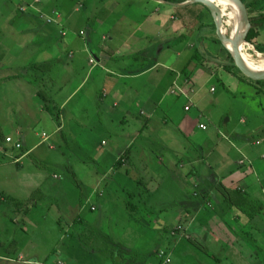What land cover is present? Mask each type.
I'll use <instances>...</instances> for the list:
<instances>
[{
  "label": "rangeland",
  "instance_id": "rangeland-1",
  "mask_svg": "<svg viewBox=\"0 0 264 264\" xmlns=\"http://www.w3.org/2000/svg\"><path fill=\"white\" fill-rule=\"evenodd\" d=\"M242 1L247 5L252 0ZM258 8L264 11V0H260ZM48 9L71 17L72 25L66 39L69 42L73 38V46L78 51L84 43L77 39L76 30L88 32L89 27H95L92 29L98 33L96 45L105 35L101 47L110 55L107 68L111 71H115L112 62L118 57L133 60L128 57L133 53L125 50L129 44L135 49L150 43L155 46L164 42L167 46L160 56L162 65L146 75L148 82H153L150 84L152 101L143 100L146 93L133 95L137 84L133 85L131 80L121 83L127 86L121 100L109 94L104 105L99 107L101 99L97 92L100 91L90 80L72 102V105L81 103L86 93L87 100L83 99V108H78L79 114L73 117L72 124L54 134L53 127L59 125L55 114H50V125L42 122L33 131L30 142L38 147L18 169L23 174V185L15 184L11 177L6 192V186L0 185L6 200L0 208V264H113L103 254L85 250L78 243L84 230L87 245H103L105 234L122 241L133 251L149 252L147 264H164L165 258L170 260L165 264H172V242L187 241L193 236L182 224L176 209L180 204L179 212L183 207L192 208L182 200L188 198L190 201L195 196L193 189H197L195 184L186 181V194L179 191L183 188L182 181L174 171L209 174V168L213 167L225 175L232 167L239 168L236 162L243 152L245 155L252 153L254 172L264 175V160L258 159V152L264 151V96L256 95L246 80L241 82L240 74L230 63V53L221 42L214 41L218 36L212 25L213 16L196 4L177 7L156 0H41L39 3L36 0H0V43L8 47L9 54L3 56L8 68L12 65L29 67L36 62V42L50 33L60 42L55 27L61 29L62 26L54 24L57 12L51 15ZM184 15L189 19L194 15L199 17L186 19L187 31L174 35L170 29L178 28ZM48 18L52 22H48ZM156 20H162L161 25L167 24L169 31H160ZM134 33H137L139 45L131 36ZM116 37L124 46L120 55L117 53L119 45L114 43ZM261 42L264 43V38L249 44L256 48ZM191 43L196 44L195 49L186 50ZM196 51L198 60L192 61ZM88 60V55H75L80 74L73 77L66 92L75 88L81 76L89 71ZM179 69H182L184 84L192 91L197 87L198 95L192 100L197 104L190 105L189 112L185 111V105L192 101L179 92V96L170 94L173 71L177 73ZM199 70L205 71L204 75L198 73ZM20 71L17 67L7 70L9 74ZM97 71L101 75L108 74L101 67ZM118 75L119 72L113 77ZM115 101L120 103L119 107L113 106ZM141 110H146L148 115L154 114L157 121H153L152 129L145 127L147 119L140 115ZM199 121L208 123L209 130L199 129ZM43 132L51 134V140L43 141V136L47 138ZM103 139L109 142L105 147L101 146ZM133 139L135 146L129 148L127 144ZM257 141L261 144L257 145ZM109 154L111 158H105ZM193 157L201 159L200 162L194 163ZM103 158L107 161L102 162ZM155 159L158 160L156 164ZM160 160H163V167L159 166ZM162 183V189H157ZM13 189L18 193H13ZM130 191L143 193L142 199L137 196L133 202L142 207L143 215L135 213L136 222L132 224H129L130 212L126 206V195ZM12 195L23 202L17 215L11 211ZM197 202L202 206L204 201L197 200L195 204ZM144 205L160 210L159 214L149 216ZM170 235L182 237L175 239ZM160 250H165L169 257L160 259ZM125 259L131 260L129 255Z\"/></svg>",
  "mask_w": 264,
  "mask_h": 264
},
{
  "label": "crops",
  "instance_id": "crops-1",
  "mask_svg": "<svg viewBox=\"0 0 264 264\" xmlns=\"http://www.w3.org/2000/svg\"><path fill=\"white\" fill-rule=\"evenodd\" d=\"M36 1L39 3L41 0ZM156 1L157 3L166 2L164 0ZM166 3L170 4L169 2ZM188 5L176 6L186 7ZM76 10L78 11L77 8ZM47 12H51V15L57 12V22L54 24L62 26L61 29L55 27L57 35L61 40L57 42L56 38L51 36L50 33L46 38L36 42V62L31 63L32 65L29 67L26 65L24 68H21V65H12L8 68L3 57L9 54L8 47L0 43V185L1 187L4 185L6 186V189H4L5 192L8 189L7 184L9 177L15 179V184L19 186L23 185L21 178L23 174H20L18 169L22 166L23 160L31 155L36 147H38V145L30 142L33 140V131H36L37 127H39L42 122L50 125V114L53 115L58 113L60 115V122H58L59 127H53L54 134H57L62 128L72 124L73 117L79 114L77 111L78 108H83V106H81L85 103H83V99L87 100V97H85L86 93L81 103L76 105V102L73 106L72 102L76 101L77 97H79L78 94L83 91L84 86L90 80L91 83H93L92 86H97V90L100 91L99 94L97 92L98 99H101L99 107L104 105V100L109 94L121 100L125 96L127 89V86L125 85V87H123L121 83L131 82V80L133 81V85L137 84V86L135 85L133 88V95L136 96L141 93H146L143 100L150 99L152 101L153 95L150 92V84H153V82H148L146 75L162 65L160 56L167 46L164 42L161 45L155 44V46H152L150 43L146 47L135 49L125 41V43L129 44L128 48L125 50L127 53H133L132 56H128L133 60H126V56L118 57L116 61L113 60L112 62L115 71H111L107 68V64L111 61L108 59L110 55L106 53L103 49L104 47H101V41L106 39L105 35H102V40L96 45L95 35L98 33L96 30H93L95 27H92L93 29L89 27L90 31L88 32L76 30L78 32L77 39H80L84 43L83 48L80 47L78 51L75 46H73L74 39L71 38L69 42L66 39L69 36V27L72 25V20H70L71 17H65L62 12L59 13L56 10L49 11L48 9ZM29 17L30 16H28V18ZM197 17L199 16L194 15V17L189 19V17H185L184 15L181 17L182 23L180 26H178V28L172 27L170 31L173 32L174 35L180 31L181 33H185L183 31H187L189 24L188 22L186 23V19L196 20ZM171 18L176 19V17L173 16H171ZM161 22L162 20L155 21L160 31L163 29L169 31L167 24L161 25ZM187 33L190 34V31ZM136 34L137 33L131 34V36L137 41L135 44L139 45L140 41L139 38L136 37ZM114 43L119 45L120 48L118 47L117 53L120 55V53L123 52L122 48H124V46L120 45L122 40L116 37ZM171 43L172 42H170L168 46H170ZM187 47L189 49L186 50H194L196 44L191 43L187 45L186 48ZM76 54L88 55L90 68L85 75L81 76L79 80L80 83L72 90L69 89L66 92L73 77L80 74V72L77 71V63H75ZM91 59H94V63L91 62ZM141 59H143L142 62L139 61ZM133 61L136 64H134ZM134 66L138 68L133 69ZM14 67L21 69V71L17 74H9L7 70H14ZM99 67H101L103 71L108 72V74L101 75L98 73L97 69ZM182 69H179L177 73L172 70V87L170 89V94L179 96L177 93L179 92L181 96L192 101L196 94L198 95L196 90L197 87L192 91V89H190L191 87H187L184 84L181 73ZM202 71L199 70L197 72L202 73ZM118 72L120 75H118V77H113ZM204 73L205 71L202 75H204ZM191 91L192 94L189 95ZM64 92H66L65 96L63 95ZM128 92L127 90V94ZM141 100L142 99L138 98V101ZM134 101L130 102L132 103L130 106H133ZM192 102L185 105V107H190L189 111L192 109L190 105L197 104V102ZM113 106L119 107L120 103L115 101ZM140 115L145 116L147 119L145 127L147 129H152L153 121H157L154 118V114L151 113L148 115L146 110H141ZM198 124L199 129H201L200 124H206L207 129L201 130H209L208 123L199 121ZM9 131L14 133H8ZM44 134L47 135V139L43 136V141L47 142L51 140V134L43 132V135ZM35 135H37L36 132ZM7 137H12L15 141L20 142L23 149L17 150L12 145L6 144L5 140ZM243 139L247 141L245 137ZM256 143L257 145L261 144L260 141ZM108 144L109 142L106 139L101 141L102 147ZM127 145L129 148L134 147L135 139ZM258 153V159L264 160V151ZM240 155L241 157L236 162L239 168L234 169L232 167L225 175L218 173L213 167L212 169L209 168V174L202 171L192 172L191 174L176 173V170L174 171V174L182 181V186L184 188L181 187L179 191H184V194H186L187 190L184 185L186 181H189L190 184H195L197 188L193 189L195 196L191 197L190 201L194 204L197 200L204 202L202 206H200L198 202L199 205L195 204L193 206L187 198L182 200V203L192 206V208L183 207V211L179 212V208H181L182 204L177 207V215L182 219V224L192 232L193 236L187 241L182 238L183 240H178L177 243L172 242L174 251L172 264H264V175L261 174L262 176H260L254 172L255 161L252 158V153L251 155H245L242 152ZM105 158H111L110 154L106 155ZM112 160L113 159L110 161ZM193 160L194 163H196L200 162L201 159L199 160L197 157L196 159L193 157ZM104 161L107 160L103 158L102 162ZM157 161L158 160L155 159L154 163L156 164ZM162 162L163 160H160V167H163ZM206 165L207 167L210 166V164ZM14 169H16V171H14ZM252 173L256 175V177H254L255 179L252 178ZM54 177L58 179L56 175ZM3 180L5 183H3ZM163 183L158 185L157 189H162ZM225 188L240 192L239 196L240 194L249 196L252 201L241 199L236 196L232 198V201L240 200L246 203L247 209L250 211L255 210L256 214L253 217H248L238 207L232 206L228 200V190ZM14 190L15 189H13V193L17 194L18 192ZM2 192H0V208L3 202H6L2 197ZM12 196L11 204L13 206L15 205V207L13 208L12 206L11 211L13 214L17 215L19 207L23 202L18 196H16V198H14L15 195ZM170 236L172 237L173 235ZM180 237L175 238V236H173L172 238L180 239Z\"/></svg>",
  "mask_w": 264,
  "mask_h": 264
},
{
  "label": "trees",
  "instance_id": "trees-1",
  "mask_svg": "<svg viewBox=\"0 0 264 264\" xmlns=\"http://www.w3.org/2000/svg\"><path fill=\"white\" fill-rule=\"evenodd\" d=\"M164 1L170 2V3H177V4L183 2L181 0H164ZM259 3H260V0H252L246 5V7L248 8L249 14H250V21H251V25H252L250 32L248 34V42L249 43H253L256 39H259V38L263 39L264 38V31H262V29L264 28V11H261L258 8ZM196 5H199L202 8L204 7V9L211 15L210 10L206 6H204L203 4H196ZM212 22H213V24H212L213 28L216 30L215 23L213 20H212ZM214 41H216L220 44V41L217 38ZM255 49H257V51H259L260 53L264 54V43L261 42V44H256ZM197 52L198 51H196L195 54L193 55L192 61L195 59L198 60L199 54ZM228 57L230 59L231 65L240 74L241 82L243 81V79L246 80L247 82H245V83L248 84L249 86H251L255 90L256 95L264 96V80L255 81V80H252V79L246 77L245 75H243L241 73V71L235 65V61H234L233 57L231 56V54H228ZM183 71H186V67L183 69ZM55 118L57 119L58 122H60V115L58 113L55 114ZM22 149L23 148L21 147L20 150H22ZM226 190H228L227 196H228V200L230 201L232 206L238 207L248 217H253L256 214L255 210L250 211L249 209H247L246 203H243L240 200L232 201L233 200L232 198L234 196L240 197L241 199H248L249 201H252V199H250L249 196H246L243 194H240V196H239L240 192H237L236 190H232V189H226ZM229 190H231V191H229ZM137 196H140L142 199L143 193L130 191L126 195V206L130 212L129 219L132 220V221L130 220L129 224L136 222L134 220V218H135L134 214L135 213H139V215H143L142 207L140 208L138 205H136V203H133L134 200L137 198ZM144 207H145V205H144ZM144 211L147 212L149 214V216L155 217L157 214H159L160 210H157L156 208L151 206L150 208L145 207ZM82 223L85 225L84 221ZM87 227L89 228V226H87ZM165 232L167 235H169V230H166ZM85 234H86V231L84 230L82 232V234L80 235V236H82V240H80L79 239L80 237H78V240H79L78 243L84 249L86 248L92 253L97 252V253L103 254L107 259H109L110 261H113L112 263H114V264H124V262H126L127 264H137V263L147 264L149 261L148 260L149 259V252H146V253L141 252L138 249L133 251L132 249L128 248L122 241L116 240L112 237H107V235H105V234L102 237L104 239V242L102 243L103 245L97 246L96 243H94L92 245H87V243L85 242L87 239H86V237H84ZM170 234H172V232ZM126 255H129L131 260L125 259Z\"/></svg>",
  "mask_w": 264,
  "mask_h": 264
},
{
  "label": "bare ground",
  "instance_id": "bare-ground-1",
  "mask_svg": "<svg viewBox=\"0 0 264 264\" xmlns=\"http://www.w3.org/2000/svg\"><path fill=\"white\" fill-rule=\"evenodd\" d=\"M221 10L223 32L230 38L228 49L233 50L232 42H237L244 65L255 73H264V54L257 51L251 44L242 40L244 23L240 8L232 0H211Z\"/></svg>",
  "mask_w": 264,
  "mask_h": 264
},
{
  "label": "water",
  "instance_id": "water-1",
  "mask_svg": "<svg viewBox=\"0 0 264 264\" xmlns=\"http://www.w3.org/2000/svg\"><path fill=\"white\" fill-rule=\"evenodd\" d=\"M183 1L182 3H170L172 5H188V4H203L204 6H206L210 12L211 15L213 16L214 22H215V26H216V33L218 36L219 41L221 42V44L226 47V49L228 50V52L233 56L234 61H235V65L237 66V68L248 78L255 80V81H261L264 80V73H255L253 71H251L250 69H248L245 65L244 62L242 60V57L240 55V50L238 48V44L237 42H232V49L230 50L228 49L229 47L227 46L228 43L231 45V42H229L230 38H227L224 35L223 32V24H222V16H221V10L219 8V6L217 4H215L214 2H212L211 0H181ZM234 2V4H236L241 11V15H242V19H243V23H244V28H243V34H242V40L248 44V34L250 32L251 29V21H250V14L248 11V8L246 7V5L244 4V2L242 0H232Z\"/></svg>",
  "mask_w": 264,
  "mask_h": 264
},
{
  "label": "built area",
  "instance_id": "built-area-1",
  "mask_svg": "<svg viewBox=\"0 0 264 264\" xmlns=\"http://www.w3.org/2000/svg\"><path fill=\"white\" fill-rule=\"evenodd\" d=\"M47 21L48 22H52V20H49V18L47 19ZM91 62L94 63V59H91ZM212 90H214V89H212ZM185 110L189 111L190 107L186 106ZM200 128L203 129V130H206L207 129V125L206 124H200ZM5 142L8 145H12L17 150L21 149V147H22V144L20 142H18V141H15L12 137H7ZM158 256H159L160 259H164L165 257H169V255H167V252L165 250H160ZM166 261H167V263H169L170 262L169 258H165L163 263L165 264Z\"/></svg>",
  "mask_w": 264,
  "mask_h": 264
}]
</instances>
